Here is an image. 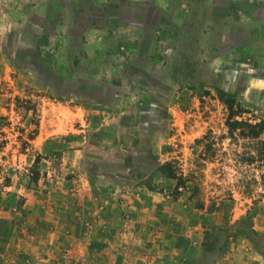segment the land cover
Returning <instances> with one entry per match:
<instances>
[{"label": "rangeland", "instance_id": "rangeland-1", "mask_svg": "<svg viewBox=\"0 0 264 264\" xmlns=\"http://www.w3.org/2000/svg\"><path fill=\"white\" fill-rule=\"evenodd\" d=\"M86 175L264 260V0H0V199L60 211Z\"/></svg>", "mask_w": 264, "mask_h": 264}, {"label": "crops", "instance_id": "crops-1", "mask_svg": "<svg viewBox=\"0 0 264 264\" xmlns=\"http://www.w3.org/2000/svg\"><path fill=\"white\" fill-rule=\"evenodd\" d=\"M121 26L135 29L133 34L139 36L133 19ZM85 35L101 43L105 29L91 27ZM111 180L86 175L79 183L83 191L73 192L71 204L61 205L60 211L59 206L41 205L37 198L22 205L18 195L1 198L0 264H196L205 259L208 264H264L262 255L244 245L224 252L194 245L186 224L179 228L172 220H159L160 198L154 191L117 197L92 190V185ZM65 196L54 195L63 201ZM126 200L134 205L125 207ZM67 247L72 255L64 262L60 255Z\"/></svg>", "mask_w": 264, "mask_h": 264}, {"label": "trees", "instance_id": "trees-1", "mask_svg": "<svg viewBox=\"0 0 264 264\" xmlns=\"http://www.w3.org/2000/svg\"><path fill=\"white\" fill-rule=\"evenodd\" d=\"M223 100L225 102H229V99L228 98H223ZM243 122H235V123H231V128H235L237 125H242ZM253 128L255 129L256 132L255 133V136H257L260 131L263 129L262 125H260V129H257V126H253ZM159 166V170L163 173V175H165L166 177L168 178H177V174L175 173L174 171V168H173V165L171 163H159L158 164ZM179 184H182L180 181H179ZM181 187V185H177L176 186V189H179ZM207 250H210V249H207ZM206 255H210L209 253H206Z\"/></svg>", "mask_w": 264, "mask_h": 264}, {"label": "built area", "instance_id": "built-area-1", "mask_svg": "<svg viewBox=\"0 0 264 264\" xmlns=\"http://www.w3.org/2000/svg\"><path fill=\"white\" fill-rule=\"evenodd\" d=\"M71 255H72V253H71V249L70 248L64 249V251L61 254L62 258L64 260H66V261L70 260Z\"/></svg>", "mask_w": 264, "mask_h": 264}]
</instances>
